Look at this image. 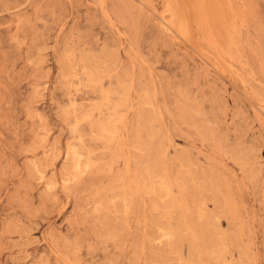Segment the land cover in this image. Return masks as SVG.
<instances>
[{"label": "rangeland", "instance_id": "1", "mask_svg": "<svg viewBox=\"0 0 264 264\" xmlns=\"http://www.w3.org/2000/svg\"><path fill=\"white\" fill-rule=\"evenodd\" d=\"M103 1L0 0V264H264V0Z\"/></svg>", "mask_w": 264, "mask_h": 264}, {"label": "bare ground", "instance_id": "2", "mask_svg": "<svg viewBox=\"0 0 264 264\" xmlns=\"http://www.w3.org/2000/svg\"><path fill=\"white\" fill-rule=\"evenodd\" d=\"M101 1V0H100ZM103 1V0H102ZM104 2V1H103ZM102 2V3H103ZM105 3V2H104ZM103 3V4H104ZM100 4V3H99ZM106 5V4H105ZM105 5H104V7H105ZM102 6V5H101ZM100 5H99V7H101ZM199 6V5H198ZM103 7V6H102ZM199 10H200V13L202 14V5L201 6H199ZM106 10L104 9V12H105ZM104 12H102L103 13V15L104 14H106V13H104ZM108 14V13H107ZM107 14H106V16H107ZM105 16V18H107ZM107 19H109V21H110V19L111 18H107ZM210 19V18H209ZM215 19V18H214ZM205 20H208V19H206L205 18ZM112 21V20H111ZM211 21V20H210ZM208 22V21H207ZM207 22L205 21V26L206 25H208L207 24ZM210 23V22H209ZM111 24H113V23H111ZM113 26H114V24H113ZM210 26V25H209ZM115 28V27H114ZM211 28V27H210ZM115 29H118V28H115ZM205 29V28H204ZM207 29H209V27L207 28ZM117 31V30H116ZM119 31V30H118ZM120 32V31H119ZM124 31H121V33H123ZM117 33V32H116ZM125 35V34H124ZM127 35V34H126ZM208 37H209V35H208ZM210 39V38H209ZM211 39H213V38H211ZM217 41V40H216ZM211 42V41H210ZM212 42H214V41H212ZM209 43V42H208ZM213 45H214V43H213ZM212 45V46H213ZM211 46V45H210ZM65 50V49H64ZM70 51V50H69ZM216 51V50H215ZM103 52H105V50L103 51ZM66 53H67V51H66ZM94 53V52H93ZM107 53V52H106ZM224 53V52H223ZM74 57V56H73ZM96 58V57H95ZM135 58V57H134ZM71 60V59H70ZM67 63H68V61H67ZM76 68V67H75ZM112 69V68H111ZM92 74V73H91ZM97 74V73H96ZM135 77V76H134ZM132 84V83H131ZM123 85V84H122ZM243 85V84H242ZM124 88V87H123ZM125 89V88H124ZM151 100V99H150ZM142 102H143V104H145V105H148V103H149V99L147 98V96H145V94L143 95V97H142ZM132 104V103H131ZM144 106V105H143ZM149 106H151V105H149ZM146 109V108H145ZM190 109V108H189ZM148 112H149V110H148ZM149 115V114H148ZM146 116V115H145ZM154 117V116H153ZM153 119V118H152ZM150 120V121H153V120ZM119 122V121H118ZM124 127V126H123ZM125 129V128H124ZM144 132V131H143ZM152 133H154V132H152ZM151 133H150V138H152L151 137ZM126 136H127V134H126ZM138 137V136H137ZM137 139H139V138H137ZM122 140H124V139H122ZM138 140H136V143H138L137 142ZM124 142V141H123ZM144 142V141H143ZM140 143V142H139ZM142 143V142H141ZM127 144V143H126ZM160 144H161V142H160ZM129 147V146H128ZM138 147H139V144H138ZM129 149V148H128ZM142 151H143V149H142ZM130 152V151H129ZM157 152H159V151H157ZM149 153H151V152H149ZM148 153V154H149ZM160 153V152H159ZM165 153V152H164ZM130 154V153H129ZM128 155V154H127ZM126 155V156H127ZM148 156V155H147ZM146 156V157H147ZM160 156V155H159ZM165 157H166V155H164ZM129 158V157H128ZM154 158V156L152 157V159ZM68 159H70V160H73L74 161V164H73V168L75 169V171L76 172H79V170L81 171L82 169H81V161H80V159H78L77 158V156H76V153H73L72 154V157L71 158H68ZM127 159V158H126ZM134 159V158H133ZM147 160H148V158H146ZM145 159V160H146ZM155 159H156V157H155ZM127 160H129V159H127ZM141 160V159H140ZM180 161H181V159H180ZM185 161V160H184ZM129 162V161H128ZM182 163V162H181ZM183 163H185V162H183ZM182 163V164H183ZM146 164V163H145ZM161 164V163H160ZM184 165V164H183ZM197 165V164H196ZM91 166V165H90ZM89 166V163H87L86 165H85V170H86V168H88V167H90ZM128 166V165H127ZM143 166H145V165H143ZM186 166H188L187 164H186ZM185 166V167H186ZM161 167H163L164 168V166H162L161 165ZM162 168V169H163ZM186 168H188V167H186ZM126 169V168H125ZM129 169V168H128ZM161 169V170H162ZM87 170H89V169H87ZM127 170V169H126ZM160 170V171H161ZM163 170H165V172H166V169H163ZM162 170V171H163ZM70 171V170H69ZM160 171L158 170V169H155V170H151V171H147L146 172V177H145V179H143L142 181H141V183H140V185L142 186V189L144 190V191H146V192H148L150 195L149 196H155V197H157V198H159L160 200H161V203H162V209L163 210H165V211H168L169 209H172L173 207H174V204L172 203V188H173V186H172V184H170L169 183V181H167L166 180V178L164 177L165 175H161V173H160ZM111 172H112V170H111ZM191 172V171H190ZM83 173H85V172H83ZM192 173H193V171H192ZM167 174V173H166ZM127 177V176H126ZM124 178H125V176H124ZM135 178V177H134ZM195 178V177H194ZM67 179V181H71V176H70V178H66ZM121 179V178H120ZM180 180V182H182V180L181 179H179ZM122 181V180H121ZM120 181V182H121ZM127 181V180H126ZM126 181H124V182H126ZM123 182V181H122ZM179 182V183H180ZM135 183V182H134ZM133 183V184H134ZM136 184V183H135ZM176 184H178V183H176ZM125 185V184H124ZM179 185V184H178ZM181 185L183 186V187H185L186 185L185 184H182L181 183ZM185 185V186H184ZM129 186V185H128ZM93 187V186H92ZM122 187V186H121ZM125 187V186H124ZM114 188H116V187H114ZM126 188V187H125ZM124 188V189H125ZM138 188H139V186H138ZM113 189V188H112ZM117 189V188H116ZM119 189H120V187H119ZM123 189V188H122ZM123 189V190H124ZM106 190V189H105ZM108 190H110V188L108 189ZM115 189H113V191H114ZM127 190V189H126ZM182 190V189H181ZM184 190H187V189H185L184 188ZM183 190V191H184ZM122 191V190H121ZM128 191V190H127ZM140 191V190H139ZM105 192V191H104ZM117 192H119V191H117ZM125 192V191H124ZM130 192V191H129ZM133 192V191H132ZM179 192V191H178ZM187 192H189V191H187ZM126 193V192H125ZM125 193H123V194H118V195H121L119 198H118V200L122 203V206H123V213H125V215L129 212V205H130V200L127 198V196L128 195H126ZM105 193H103V195H104ZM131 195V194H130ZM95 196H97V195H95ZM131 197V196H130ZM104 198V197H103ZM151 198V197H150ZM172 198V199H171ZM133 199V198H132ZM204 199V198H203ZM96 200V199H95ZM104 200V199H103ZM108 200V199H107ZM110 200V199H109ZM113 200V199H112ZM153 201L152 202H154V199H152ZM201 200V199H200ZM100 201V200H99ZM115 201V200H114ZM112 202V201H111ZM178 202V201H177ZM185 202H187V201H185ZM113 203V202H112ZM97 204V203H96ZM102 204V203H101ZM110 204V203H109ZM186 204V203H185ZM112 206L113 205H115L114 203L113 204H111ZM134 205V204H133ZM138 205V204H137ZM145 205V204H144ZM176 205V204H175ZM182 205V204H181ZM94 206H95V208H96V205L94 204ZM98 206V205H97ZM105 207L107 206L106 204L104 205ZM147 206V205H146ZM143 208H145L144 206H143ZM154 208V207H153ZM152 208V209H153ZM181 208V207H180ZM186 208L188 209L189 207H187L186 206ZM93 209V208H92ZM91 209V210H92ZM190 209V208H189ZM105 209L103 208V207H97L96 208V210L94 209V211H96L97 213H99L100 214V212H102V211H104ZM118 210V209H117ZM144 210H146V209H144ZM108 211V210H107ZM171 212H172V210H170ZM181 211H182V209H181ZM96 212L95 213H93V215L95 216V214H96ZM110 212V211H109ZM117 212H119V211H117ZM146 212V211H145ZM151 212V211H150ZM188 212V211H187ZM186 212V213H187ZM108 213V212H107ZM116 213V212H115ZM120 213V212H119ZM133 213V212H132ZM165 213V212H164ZM170 213V212H169ZM116 215V214H115ZM122 215V214H121ZM129 215V214H128ZM131 215V214H130ZM179 215V214H178ZM186 215V214H185ZM102 216V215H101ZM105 216V215H104ZM135 216V215H134ZM116 217V216H115ZM200 217V216H199ZM98 218H99V216H98ZM122 218H123V216H122ZM142 218V217H141ZM174 218H177V217H174ZM180 218V217H179ZM201 218H202V220H204L205 219V215H204V213H203V209H201ZM81 219V218H80ZM95 219V218H94ZM100 219H102V218H100ZM111 219V218H110ZM123 219H127V218H123ZM138 219V218H137ZM143 219V218H142ZM155 219V218H154ZM212 219V218H211ZM106 220H108V219H106ZM122 220V219H121ZM128 220V219H127ZM132 220H134V219H132ZM170 220V219H169ZM98 221H99V219H98ZM117 221H118V219H117ZM105 222V221H104ZM104 222H103V225H104ZM111 222V221H110ZM122 222V221H121ZM124 222V221H123ZM122 222V223H123ZM142 222V221H141ZM140 222V223H141ZM106 224H107V222H105ZM120 223V222H119ZM139 223V222H138ZM158 223V222H157ZM101 224V223H100ZM126 224H127V221H126V223L124 224L125 226H126ZM102 225V224H101ZM112 225V224H111ZM114 225V224H113ZM116 225V224H115ZM114 225V226H115ZM124 225L122 226V227H124ZM144 225V224H143ZM132 226V225H131ZM101 227V226H100ZM179 227V226H178ZM107 228V227H106ZM137 228V227H136ZM152 228V227H151ZM99 229V228H98ZM134 229V228H133ZM143 229V228H142ZM145 229V228H144ZM104 231H105V229H103ZM102 230V231H103ZM108 230H109V228H108ZM130 230V229H129ZM151 230V229H150ZM111 231H113V230H111ZM116 231V230H115ZM123 231V230H122ZM146 231V230H145ZM108 232V231H107ZM124 232V231H123ZM150 233H151V231H150ZM102 235H106L107 236V234H105V233H103ZM106 236H104V237H106ZM148 236V235H147ZM180 236H184V237H187L188 239H189V242L190 243H192V242H194L193 241V239H192V237H191V232H190V229H189V226L186 224V222H182L181 224H180V228H179V230L178 231H175V230H173V229H171V227L169 226V224L167 223V224H159L158 226H157V228H156V242H157V246H159V247H161V246H163V245H172V244H174L177 240H178V238L180 237ZM146 237V236H145ZM144 237V238H145ZM113 239V238H112ZM197 240V239H196ZM215 240H217V239H215ZM187 241V240H186ZM114 242V241H113ZM178 242V241H177ZM198 242V241H197ZM145 243V242H144ZM216 243V242H215ZM177 245V244H176ZM197 245V244H196ZM191 246H192V244H191ZM144 247V246H143ZM151 248V247H150ZM173 248V247H172ZM146 249V248H145ZM91 250V249H90ZM151 250H153L152 248H151ZM149 251V250H148ZM147 251V252H148ZM152 252V251H151ZM150 252V253H151ZM159 252H160V250H159ZM153 253H154V251H153ZM179 253V252H178ZM207 253V252H206ZM214 255H215V253H213ZM216 256H217V254H216ZM153 257V256H152ZM215 258V257H214ZM217 258H218V256H217ZM219 259V258H218ZM215 260V259H214ZM177 261H178V263L177 264H183L182 263V259H181V256L180 255H177Z\"/></svg>", "mask_w": 264, "mask_h": 264}]
</instances>
